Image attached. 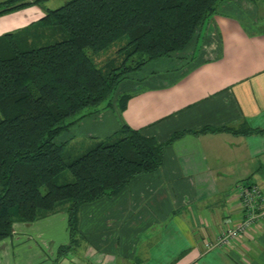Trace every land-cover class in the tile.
<instances>
[{
	"label": "crops",
	"instance_id": "1",
	"mask_svg": "<svg viewBox=\"0 0 264 264\" xmlns=\"http://www.w3.org/2000/svg\"><path fill=\"white\" fill-rule=\"evenodd\" d=\"M43 13L30 5L0 14V35ZM260 17L264 0L222 1L189 46L148 62L118 85L111 108L72 124L62 136L72 153L127 124L165 143L163 163L116 195L80 205L77 244L64 256L59 247L71 241L66 205L31 223L15 221L0 241V264H264V222L228 247L207 246L226 219L240 220L239 186L264 185V131L193 133L264 130Z\"/></svg>",
	"mask_w": 264,
	"mask_h": 264
},
{
	"label": "trees",
	"instance_id": "2",
	"mask_svg": "<svg viewBox=\"0 0 264 264\" xmlns=\"http://www.w3.org/2000/svg\"><path fill=\"white\" fill-rule=\"evenodd\" d=\"M41 1L2 0L0 14ZM222 1L70 0L0 35V241L12 235L15 221L31 223L66 205L71 241L59 247L64 256L77 244L80 205L112 197L161 167L165 143L127 124L77 154L62 136L78 120L111 108L118 85L132 73L189 46ZM44 36L59 40L45 43ZM124 37L120 65L93 62L89 50L100 53ZM202 131L264 130L244 125L193 133ZM66 170L73 180L59 183Z\"/></svg>",
	"mask_w": 264,
	"mask_h": 264
},
{
	"label": "built area",
	"instance_id": "3",
	"mask_svg": "<svg viewBox=\"0 0 264 264\" xmlns=\"http://www.w3.org/2000/svg\"><path fill=\"white\" fill-rule=\"evenodd\" d=\"M239 199L242 215L239 221L225 220V228L208 247H228L232 241L240 238L252 228L264 222V185L258 183L241 184Z\"/></svg>",
	"mask_w": 264,
	"mask_h": 264
},
{
	"label": "rangeland",
	"instance_id": "4",
	"mask_svg": "<svg viewBox=\"0 0 264 264\" xmlns=\"http://www.w3.org/2000/svg\"><path fill=\"white\" fill-rule=\"evenodd\" d=\"M70 2V0H43L40 2L39 6L40 8L45 11L47 9H56L62 5H64L66 2ZM262 21H264V17H260ZM264 28V26H262ZM18 31V29L13 30L11 32ZM44 36L45 40L43 42L45 43H52L54 40L58 39L57 37L53 36ZM59 40V39H58ZM127 39L124 37L122 39L117 40L112 46L108 47L107 49L100 51V53L93 54L89 50V54L93 60V62L98 65V67L104 65L105 62L108 60H112L114 62V65H120L124 59L126 58V52L120 51V49L126 44ZM83 150H79V153H82ZM59 183H65L70 182L73 180V175L70 171L66 170L59 174L58 178L56 179Z\"/></svg>",
	"mask_w": 264,
	"mask_h": 264
}]
</instances>
